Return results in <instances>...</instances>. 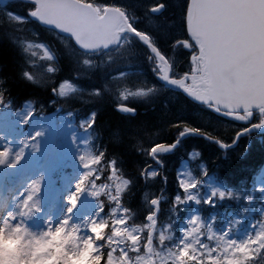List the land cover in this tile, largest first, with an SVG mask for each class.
I'll use <instances>...</instances> for the list:
<instances>
[{"label":"rangeland","instance_id":"374dc122","mask_svg":"<svg viewBox=\"0 0 264 264\" xmlns=\"http://www.w3.org/2000/svg\"><path fill=\"white\" fill-rule=\"evenodd\" d=\"M7 2L8 0L0 3V25L5 28L6 37L22 56L21 75L23 77L25 70H30L35 78L31 84L50 91L54 78L49 76L47 68H54L52 55L38 39L35 22L30 17L20 20V17L27 16V11L25 15L17 13V17L9 16L5 12ZM158 4L163 5L162 11L150 13L149 9ZM184 4L186 0H114L113 6H126L133 14L141 11L145 16L146 27L172 40V35L176 37L179 33ZM96 11L102 12V9L96 8ZM54 35L74 64V80H65L71 81L72 90L62 100L72 97L82 103H90L106 94L116 106L118 102H123L121 94L128 97V104L149 103L156 99L173 100L176 97L175 92L153 81L152 78L160 76V69H164V66L160 64L159 71H154L157 68L154 66V58L132 42L131 35L120 34L112 45L93 52L80 51L69 37ZM202 55L203 53L194 58L192 68H197L196 72L201 68ZM98 88L102 90L100 95L95 94V89ZM141 91L147 94H138ZM51 95L59 98V93L57 96ZM30 111L29 102H23L9 116L0 105V147L9 146L13 154L23 149L20 165H24L28 151L32 157L21 175H9L3 184L1 179L5 177L9 166L0 165V251L8 249L5 243L13 248L17 254L15 264H37L38 261L40 264H50L57 258L63 264H92L102 260L104 253L97 248L98 240L95 235L101 232L99 229L104 226L103 221L107 225L106 236L103 238L108 240L105 246L107 264H168L169 253L176 251L175 246L181 238L182 229L186 246L180 252L177 264H243V258L250 249L232 248L230 242H242L250 234L254 235L256 230L252 225L256 221H264V185L261 173L256 175L253 191L248 195L242 198L227 196L229 203L226 205L235 206L222 214V220L216 226L210 222L214 218L212 214L204 216L198 213L202 205L207 212L206 204L195 202L183 205L178 214V210L171 204L165 212L163 222H157L151 201L154 196L159 197L150 190L142 194L144 222L132 223L118 200L125 179L114 176H109L105 184L93 188L97 193L102 192L107 201V211L104 214L98 212L100 204L95 198L84 192L71 213L70 221L63 223L69 207L68 198L75 190L76 183L82 179V173L87 171L80 159L81 155L89 153L84 144L86 137L74 132L67 112H35L25 122ZM89 117L90 114L85 120L88 121ZM38 132L40 135L25 148L28 138ZM32 144L38 145V148L34 150ZM149 149L143 148L147 156ZM194 154L189 152V158L193 160ZM199 168L202 169V166ZM44 173L49 174V179H46ZM177 173L185 174L184 179L188 181L185 191L191 194L196 180L189 173L186 161L180 164ZM36 179L41 180V189L32 203L39 201L41 210L28 212L25 209H29L30 205L24 198L28 194L30 183ZM216 189L223 191L211 177L206 176L193 194L204 201ZM149 211H153V215L145 221L144 216ZM94 216H100V222H96ZM103 216H106L105 220ZM200 216L205 221H201ZM17 218L20 222L14 223ZM86 227L94 235H89ZM229 228L230 232L225 238L223 234ZM202 244L215 249L211 258H204L209 253ZM109 248L113 251H107ZM120 248L124 251H117ZM85 256L87 258L83 259ZM197 256L200 257L199 260L195 259Z\"/></svg>","mask_w":264,"mask_h":264},{"label":"trees","instance_id":"16d2710c","mask_svg":"<svg viewBox=\"0 0 264 264\" xmlns=\"http://www.w3.org/2000/svg\"><path fill=\"white\" fill-rule=\"evenodd\" d=\"M81 1L88 2L98 9H103L105 5L111 6L114 3V0ZM5 6L21 15H25L31 7L28 3L20 0H9ZM120 9L126 14L131 25L145 34L157 50L163 53L164 57H168L167 61L171 65L173 73H178L179 69L187 67V57L177 47L180 43H184V46L187 47V35L183 28L184 14L180 19L177 38L172 35L171 38L173 39L171 40L161 33L152 31L150 27H146L144 25L145 16L141 11L133 14L126 6H121ZM183 12H185V4ZM36 30L38 39L51 53L54 68L58 70L53 78L56 81H73L74 64L67 56L62 44L52 31L37 24ZM5 32V28L0 25V93H3V99L7 103V106L2 105L6 114L9 116L14 114L23 102H29L33 113L53 110H60L61 113L67 112L69 123L74 132L85 135L84 144L88 147V154L96 157L88 164V168H91L92 171L98 170L102 179L93 184V188L105 184L108 180L110 167L108 161L113 158L117 162V167L111 176L127 178L118 200L120 205L126 209L130 222L136 224L144 222L142 220V193L146 190L156 192L161 199L162 203L157 207L159 217L155 214V220L163 222L165 212L172 204L171 201L180 194L176 182V170L182 161L187 162V169L196 181L201 178L203 170L207 169V176L220 183L226 191L230 192V195H236L239 198H242L252 189L255 176L260 171L263 172L264 180V131L244 135L239 138L234 147L226 149H221L216 143L201 135H185L174 149L162 155L164 167L160 169L159 176L166 175L167 184L163 185L159 177L147 179V173H144L145 179H141L142 170L146 165L156 167L149 155L144 154L143 148H150L153 143L166 144L168 141L171 142L175 139L178 122L181 127L187 123L192 128L205 130L209 137L214 132L229 137L235 130L232 125L239 123L193 103L179 92H175L176 97L173 100L156 99L149 103H129L131 107L136 109L134 115L118 113L115 110L114 102L106 94L90 103H82L72 97L68 100L55 98L48 88L42 89L22 77V56L17 47L6 37ZM131 38L132 42L139 45L149 55L133 36ZM173 41L175 43H172ZM152 79L159 83L156 78ZM93 112L97 113V123L94 127H90L89 120L86 121L85 119L88 114L91 115ZM191 151L199 152L200 155L194 156L192 160L189 158ZM199 164L202 169L199 168ZM44 175H46V179H49L48 173H44ZM86 177L90 178L91 172H83L82 179ZM161 190H163V195H159ZM95 201L105 210L107 209L108 204L102 192L98 191ZM227 203H229L228 197L217 199L213 213L217 216L224 214L227 208L229 209L225 205ZM199 211L200 213L206 211L203 205L199 207ZM103 217L105 220L106 216ZM103 223L104 226L99 229L101 232L95 235L98 241L103 240L106 236L107 225L105 221ZM5 246L8 249L0 251V264H15L16 251L6 243ZM50 264L63 263L60 258H57ZM92 264H102V260Z\"/></svg>","mask_w":264,"mask_h":264},{"label":"snow or ice","instance_id":"6c2138e0","mask_svg":"<svg viewBox=\"0 0 264 264\" xmlns=\"http://www.w3.org/2000/svg\"><path fill=\"white\" fill-rule=\"evenodd\" d=\"M31 7L27 11V16L20 17V20H26L28 17L33 19H39V16L36 14V2L37 0H25ZM188 0L185 4L184 12V22L183 28L187 34V47L183 43L178 44L177 47L181 49L182 53L186 55L187 60L186 68H181L178 70V73H173L172 71L166 72L163 76H157V79L162 80L163 83L167 84L169 87L175 89L178 92L183 93L188 96L189 99L195 100L197 103H203V99H198L196 95L192 94V89L203 90L204 93L211 96L215 103L204 104V107L214 112L220 116L229 117L236 121L241 122L246 125L236 129L232 132L231 136L225 137L217 133H213L209 137L207 131L200 128H192L187 123H184L181 127L179 122L176 124L175 139L171 142H167L165 146L158 151H156V144L153 143L152 147L148 150V155L150 160L155 163L156 167L153 168L151 165H146L142 170L141 179H145L144 173H147V179H155L159 177L163 185L167 184V176H159L160 169L164 166V161L162 160V155L174 149L176 145L180 142L185 135H198L201 132H204V137L207 140H211L219 144L222 148H228L234 143L241 135L250 131L252 128L264 127V67L258 68L255 72L251 71H242L238 67L236 60L237 54L235 52H219L216 48L214 39L209 37L208 41L204 45L203 56L205 59V69L202 72H198L195 78V83H192L187 77H192V65L195 57H199L202 54L201 45L197 44L196 40L192 39V36L188 34L189 27V13L187 8ZM221 11V20L223 23V29L225 34H231L238 26L241 24L254 21L258 26L264 27V0H221L219 3L210 5ZM52 8L73 7L70 3H57L56 0H53V3L50 5ZM108 7V5H105ZM162 8L163 5L158 6ZM153 14L156 13V9L151 10ZM5 12L9 16L17 17V13L9 11L5 8ZM63 23H73V20L69 18H62ZM139 32L138 28H134L133 35ZM172 43H175L173 41ZM147 47V45H145ZM151 51V49H149ZM163 55V53H161ZM165 59H168L165 56ZM87 64V61H85ZM57 69L49 66L47 72L49 76L54 77L57 73ZM154 71H159L157 67ZM23 78L28 82L33 83L34 77L30 70H25L23 73ZM72 90L71 81H56L53 79L52 87L50 88L51 93L54 96H57L59 93V98H66L67 92ZM101 89H95V94L100 95ZM138 94H147L146 92L141 91ZM121 100L123 102H118L115 106V110L118 113L125 115H134L136 109L131 107L128 103V97L121 94ZM0 105L7 106L6 101L3 99V93H0ZM34 108V105H33ZM33 114L32 111L28 113L25 117V122L27 119L31 118ZM89 126L94 127L97 123V113L93 112L89 118ZM83 124V122H82ZM40 133H36L34 136L29 137L27 142H25L24 147L27 148L31 141L35 140ZM34 150L38 148V145H31ZM24 150L21 149L18 153L13 154L9 146L0 147V165L7 164L9 167H15L19 164L20 160L23 158ZM199 156V152L194 154ZM82 163L84 164L87 171L91 172L90 178H84L79 180L75 185V190L72 192L71 196L68 198L69 207L67 208V215L63 219V223H68L71 218V213L73 209L77 207L79 198L82 193L87 192L90 197L96 198L98 196L97 191L93 189V184L101 180V173L97 171H92L91 168H88L90 164L96 157L91 154L81 155L80 157ZM110 167L108 170V176L112 175V172L117 167V162L115 158L108 161ZM208 174L207 169H204L201 173V178L193 184L191 189V194L185 191V187L188 181L184 179V173L176 174V182L179 186L180 192L182 194L176 195L171 203L178 210L176 214L182 209V206L188 202H195L196 204L204 203L207 205H213L214 200L227 198L229 194H226L224 191L219 189L214 190L211 195L204 201H200L194 191L203 181L204 177ZM127 179V178H125ZM146 182V181H145ZM41 189V180H33L28 189L25 200L29 202V209L25 211H40V202L35 201V197L38 195ZM159 195H163V190L160 191ZM162 203L157 197H153L151 204L153 211L157 217H159V211L157 206ZM22 207V205H20ZM153 211H149L147 215L144 216V220H149L153 215ZM98 212L104 214L106 210L98 205ZM96 222H100V216H94ZM201 221H205L201 216L199 217ZM20 222L19 218L14 219L13 221ZM211 224L215 225V218L210 220ZM252 227L256 230L255 234H250L244 241L236 242L232 241V248H245L250 249L248 255L243 258V264H264V221H256ZM86 231L89 232V235H94L90 232V228L86 227ZM230 228L226 230L223 234L226 238ZM184 230L181 231V238L179 239L178 244L175 246L176 251L174 253H169L170 259L168 264H177V258L181 251L185 250L186 242L183 239ZM255 240V243L253 242ZM108 240L104 239L97 241V248L100 252L104 253V258L102 259V264H107V253L105 252V246L107 245ZM202 247L205 248L206 252L209 253V256L204 257L205 259L211 258V255L215 253L214 248H210L207 245L202 244ZM107 251H113L109 248ZM117 251L123 252L124 249L120 248ZM139 253H137L138 255ZM196 260H199L200 257H195Z\"/></svg>","mask_w":264,"mask_h":264},{"label":"water","instance_id":"95a60500","mask_svg":"<svg viewBox=\"0 0 264 264\" xmlns=\"http://www.w3.org/2000/svg\"><path fill=\"white\" fill-rule=\"evenodd\" d=\"M5 1L1 0L0 3L2 4ZM56 2L70 3L73 7L52 8L50 5L53 0H37L36 14L39 19H33L32 17L31 19L41 27L50 29L58 35L69 37L73 45L80 51L93 52L99 48L110 46L122 33L133 35L134 28L125 14L117 7H105L101 14H97L93 5L81 0H56ZM219 2L221 0H188V34L196 40L197 44L201 45L202 53L209 37L214 39L219 52H235L237 54L236 63L242 71L255 72L258 68L264 67V27L250 21L238 26L231 34H225L221 11L210 6ZM158 6L160 5L150 8L149 11L153 13L151 10L156 9L157 13L161 9ZM69 17L73 20V23L62 22V18ZM133 36L142 46L147 45L145 48L154 57L157 67L163 64L164 69H160V76L170 71L168 61L145 35L137 32ZM201 60L202 65L199 72L205 69L203 55ZM192 73V77H187V79L195 83L197 76L195 68L192 69ZM160 82L165 87L175 90L163 83L162 80ZM192 94L196 95L198 99H203V103H197L195 100L189 99L188 96H184L199 105L215 103L214 99L204 93L203 90L192 89ZM263 130L264 127L252 128L246 133L261 132ZM164 146L156 145V150Z\"/></svg>","mask_w":264,"mask_h":264},{"label":"bare ground","instance_id":"6f19581e","mask_svg":"<svg viewBox=\"0 0 264 264\" xmlns=\"http://www.w3.org/2000/svg\"><path fill=\"white\" fill-rule=\"evenodd\" d=\"M29 155H30V152L28 151L27 156L24 159V165L19 164L17 167H9L8 169H6V174H5V177L1 179V184H3V182L7 179V176L9 175L12 176L15 174L21 175L24 172L25 166L28 167L32 159V157Z\"/></svg>","mask_w":264,"mask_h":264},{"label":"clouds","instance_id":"9594fccd","mask_svg":"<svg viewBox=\"0 0 264 264\" xmlns=\"http://www.w3.org/2000/svg\"><path fill=\"white\" fill-rule=\"evenodd\" d=\"M87 257L85 256L83 259H86ZM37 264H40V262L38 261Z\"/></svg>","mask_w":264,"mask_h":264}]
</instances>
